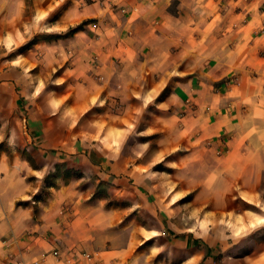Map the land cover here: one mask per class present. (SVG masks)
Here are the masks:
<instances>
[{
	"label": "crops",
	"instance_id": "1",
	"mask_svg": "<svg viewBox=\"0 0 264 264\" xmlns=\"http://www.w3.org/2000/svg\"><path fill=\"white\" fill-rule=\"evenodd\" d=\"M32 4L35 16L58 11L51 28L81 27L33 43L19 62H0V141L18 147L0 151V264L56 256V264H143L150 253L138 246L160 238L173 264H264V250L226 249L222 231L165 236L169 218L138 224L143 202L164 210L159 185L147 158L121 147L126 133L116 134L129 126L127 112L152 105L154 116L138 126L157 132L155 154L208 155L236 195L255 200L264 180V0ZM23 9L24 0H0L7 20ZM62 163L80 174L45 184ZM100 181L119 197L98 194Z\"/></svg>",
	"mask_w": 264,
	"mask_h": 264
},
{
	"label": "rangeland",
	"instance_id": "2",
	"mask_svg": "<svg viewBox=\"0 0 264 264\" xmlns=\"http://www.w3.org/2000/svg\"><path fill=\"white\" fill-rule=\"evenodd\" d=\"M33 11L32 0H24V9L20 17L12 20L0 17V36L8 37L6 43H0V62L9 63L12 60L19 62L23 59L22 53L33 43L41 39L55 38L69 31L70 28L60 31L51 28L58 16L57 10L44 17L35 16ZM12 37H15L16 43H10L13 40ZM151 106L149 105L144 111L127 112L129 126L122 130L116 129L117 135L119 131L126 133L121 145L123 150L134 157H138V153L146 157L143 163L153 171L155 182L159 185L158 200L164 210L153 203L143 202L144 212L138 215V224L150 225L152 222L155 224L156 218H159V222L161 220L167 224L166 219L169 218L173 228L168 226L163 234L165 236L168 232L174 233L181 230L194 233L202 229L212 232L218 230L224 234L226 249L233 250L235 254L242 255L254 250H264V180L260 183L255 200L240 197L236 195L238 193L236 185L226 184L222 176L215 174V160L208 155L203 160L185 156L182 148H177L168 154L161 152L155 154L156 150L162 146L151 140L157 132L141 134V130L146 128L138 126L154 116L150 112ZM15 148H18L17 145L10 143L7 137L0 141V151L12 154ZM19 150L23 156L30 158L34 166H37L38 163L31 155V151L27 148ZM151 156L155 157L151 158ZM133 161L138 163V158ZM78 173L77 169L69 168L62 163L59 169H48L42 176V181L45 184L54 185L60 177L65 179ZM100 184L102 185L101 193L98 194L108 196L109 202L119 197L114 192L103 193L109 184L101 181ZM168 189H170L169 192ZM111 196L113 198L110 199ZM169 200L172 202L167 205ZM170 207L172 209H169ZM159 241L153 243L152 239H148L138 246V248H144L142 251L144 256L150 253L148 260L144 259V261L150 264L177 262V256L170 244H162L161 238Z\"/></svg>",
	"mask_w": 264,
	"mask_h": 264
},
{
	"label": "built area",
	"instance_id": "3",
	"mask_svg": "<svg viewBox=\"0 0 264 264\" xmlns=\"http://www.w3.org/2000/svg\"><path fill=\"white\" fill-rule=\"evenodd\" d=\"M54 253H55V255H57V251H54ZM82 256L85 257V258H88V259H89V258L92 257V254H91V253H88V252H86V251H83V252H82ZM57 261H58V257L56 256V257H55V261H54L52 264H56Z\"/></svg>",
	"mask_w": 264,
	"mask_h": 264
},
{
	"label": "trees",
	"instance_id": "4",
	"mask_svg": "<svg viewBox=\"0 0 264 264\" xmlns=\"http://www.w3.org/2000/svg\"><path fill=\"white\" fill-rule=\"evenodd\" d=\"M79 27H81V23L78 24V25H76V26H74V27H70V29H69V31H68L67 33L72 32L73 30H76V29H78Z\"/></svg>",
	"mask_w": 264,
	"mask_h": 264
}]
</instances>
